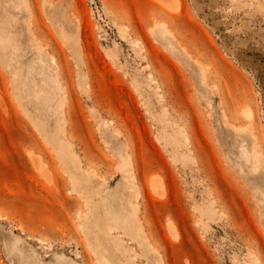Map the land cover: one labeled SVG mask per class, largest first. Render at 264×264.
Returning a JSON list of instances; mask_svg holds the SVG:
<instances>
[{
  "label": "rangeland",
  "instance_id": "obj_1",
  "mask_svg": "<svg viewBox=\"0 0 264 264\" xmlns=\"http://www.w3.org/2000/svg\"><path fill=\"white\" fill-rule=\"evenodd\" d=\"M0 264H264V0H0Z\"/></svg>",
  "mask_w": 264,
  "mask_h": 264
},
{
  "label": "bare ground",
  "instance_id": "obj_2",
  "mask_svg": "<svg viewBox=\"0 0 264 264\" xmlns=\"http://www.w3.org/2000/svg\"><path fill=\"white\" fill-rule=\"evenodd\" d=\"M164 1V0H163Z\"/></svg>",
  "mask_w": 264,
  "mask_h": 264
}]
</instances>
